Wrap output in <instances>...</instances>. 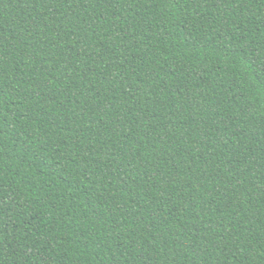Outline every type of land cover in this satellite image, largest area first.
<instances>
[{"label": "trees", "instance_id": "obj_1", "mask_svg": "<svg viewBox=\"0 0 264 264\" xmlns=\"http://www.w3.org/2000/svg\"><path fill=\"white\" fill-rule=\"evenodd\" d=\"M0 264H264V0H0Z\"/></svg>", "mask_w": 264, "mask_h": 264}]
</instances>
